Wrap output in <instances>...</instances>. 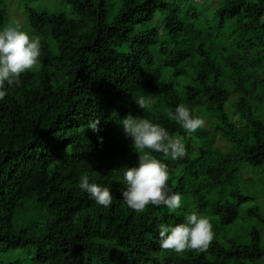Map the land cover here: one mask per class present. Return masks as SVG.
I'll return each mask as SVG.
<instances>
[{
  "label": "trees",
  "instance_id": "trees-1",
  "mask_svg": "<svg viewBox=\"0 0 264 264\" xmlns=\"http://www.w3.org/2000/svg\"><path fill=\"white\" fill-rule=\"evenodd\" d=\"M108 2L0 0V27L18 20L43 45L0 100V253L28 250L32 264H264V195L243 208L254 181L264 186V0ZM181 103L205 121L194 134L167 116ZM129 113L186 146L164 161L184 198L176 212L123 202V168L138 166L119 123ZM96 118L98 133L86 127ZM83 172L111 189L110 206L79 188ZM189 210L211 218L207 251L162 250L158 225Z\"/></svg>",
  "mask_w": 264,
  "mask_h": 264
},
{
  "label": "clouds",
  "instance_id": "clouds-1",
  "mask_svg": "<svg viewBox=\"0 0 264 264\" xmlns=\"http://www.w3.org/2000/svg\"><path fill=\"white\" fill-rule=\"evenodd\" d=\"M42 48L41 36L26 31L18 20H9L0 27V100L7 96L10 86H18L21 76L40 63ZM134 99L141 109L151 112L150 98L140 96ZM167 116L190 135L205 125L204 119L184 103L179 104L174 112L169 109ZM119 123L125 136L132 140L133 151L138 154V166L123 168V202L137 214L144 212L148 206H165L170 212H176L183 206L184 198L169 187L170 169L164 161L179 160L187 155L182 138L145 115L133 116L129 113ZM99 124L100 120L96 118L86 127L98 133L101 131ZM99 140L103 143V137ZM66 152L70 154L69 145ZM155 153L162 155L158 158ZM79 188L98 205L108 207L113 202L111 189L91 182L88 172L80 175ZM213 227L209 216L189 210L181 223L158 225L160 247L177 255L186 250L207 251L213 240Z\"/></svg>",
  "mask_w": 264,
  "mask_h": 264
},
{
  "label": "rangeland",
  "instance_id": "rangeland-1",
  "mask_svg": "<svg viewBox=\"0 0 264 264\" xmlns=\"http://www.w3.org/2000/svg\"><path fill=\"white\" fill-rule=\"evenodd\" d=\"M53 2H57V0H52ZM116 1L117 0H110V2L108 3H113V5H108V7L115 9L116 7ZM195 2H197L198 5H202L204 0H194ZM217 0H207L208 3H215ZM9 3V2H8ZM66 12H68V10H66ZM113 13V11H110V16ZM109 18V17H108ZM18 19H22V16L19 15ZM228 113L232 116L233 115V110H231L230 108L228 109ZM220 145H224L223 141L219 142ZM251 172H249V169H246L244 171L245 175H249ZM258 179V178H257ZM264 195V186L260 185V183L256 180L254 181V184L252 186H250L249 191H248V195L249 196H254V199H251L250 201H248L243 208H250L253 207L254 205H259L262 201H260L258 195ZM257 196V197H256ZM239 223V222H237ZM251 226L250 222H245V223H241L240 224V228H239V233L244 235L245 232L248 230V228ZM232 228H234V225L232 226ZM264 236V235H263ZM262 248H264V239L262 241L261 244ZM30 252L28 250H15V251H10V252H5V253H0V264H10L13 261L17 262L18 264H32L31 263V257H30ZM264 261V257L262 258Z\"/></svg>",
  "mask_w": 264,
  "mask_h": 264
}]
</instances>
